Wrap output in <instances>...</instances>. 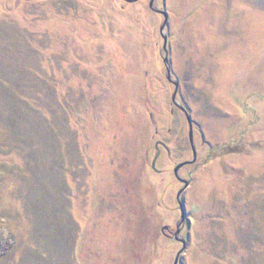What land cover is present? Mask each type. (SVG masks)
Segmentation results:
<instances>
[{
	"label": "rangeland",
	"instance_id": "374dc122",
	"mask_svg": "<svg viewBox=\"0 0 264 264\" xmlns=\"http://www.w3.org/2000/svg\"><path fill=\"white\" fill-rule=\"evenodd\" d=\"M150 2L0 0V264H264V0L154 1L175 101Z\"/></svg>",
	"mask_w": 264,
	"mask_h": 264
},
{
	"label": "water",
	"instance_id": "95a60500",
	"mask_svg": "<svg viewBox=\"0 0 264 264\" xmlns=\"http://www.w3.org/2000/svg\"><path fill=\"white\" fill-rule=\"evenodd\" d=\"M126 2L128 3H136L138 2L139 0H125ZM154 1L155 0H151L150 2V7L152 9H154L156 12H159V13H162L164 16H165V20H164V23L163 25L161 26V34L164 38V50L166 51V58H165V63L167 65V75H168V79L170 81H172L174 84H175V92H174V96H173V99L174 101L176 100V97H177V94H178V83L174 80H172L171 76H172V70L169 66V61H170V57H169V47H168V37L165 35V29H166V25H167V20H168V16H167V13L165 11H159L157 9L154 8ZM178 106L180 108H182V110L186 113L187 115V119H188V123H189V127H190V141H191V145H192V149H193V153H194V160L193 161H187V162H183V163H180L176 168H175V174L177 176V178L179 179V181H181L182 183H184L185 187L186 188L187 186H189V181L181 178L179 176V170L182 169L185 165H188V164H192L195 160H196V156H197V152H196V148H195V145H194V140H193V125H192V120H191V117L189 115V113L186 111L185 108H183L181 105L178 104ZM184 190V189H183ZM183 190H181L179 193H178V201L181 205V211H182V222H184L185 220V212L183 210V203L181 201V194L183 193ZM182 224V223H181ZM181 224L178 225V230H177V233L174 235V239L177 240V241H181L183 243V248L182 250L179 252L177 258H176V261H175V264H178V261H179V257L181 255V253L183 252V250L185 249L186 247V241L183 240V239H180L178 237V234L180 233V227H181Z\"/></svg>",
	"mask_w": 264,
	"mask_h": 264
}]
</instances>
